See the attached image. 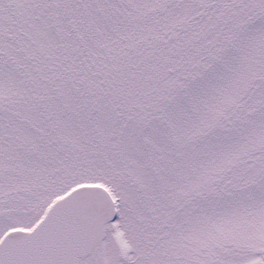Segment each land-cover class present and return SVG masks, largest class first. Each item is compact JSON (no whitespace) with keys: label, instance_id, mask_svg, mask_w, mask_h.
I'll return each mask as SVG.
<instances>
[{"label":"snow or ice","instance_id":"obj_1","mask_svg":"<svg viewBox=\"0 0 264 264\" xmlns=\"http://www.w3.org/2000/svg\"><path fill=\"white\" fill-rule=\"evenodd\" d=\"M0 264H264V0H0Z\"/></svg>","mask_w":264,"mask_h":264}]
</instances>
